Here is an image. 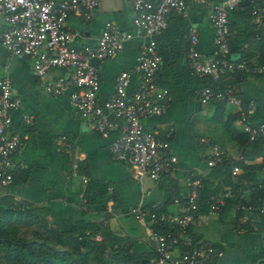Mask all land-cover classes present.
Wrapping results in <instances>:
<instances>
[{"label": "crops", "instance_id": "crops-1", "mask_svg": "<svg viewBox=\"0 0 264 264\" xmlns=\"http://www.w3.org/2000/svg\"><path fill=\"white\" fill-rule=\"evenodd\" d=\"M132 17L129 0H98L88 22L77 17L66 20L76 49L95 47L107 24L130 35L112 57L95 67L99 106L113 93L114 79L120 72L129 74L127 94L136 89L139 78L133 70L135 58L147 40L135 30ZM228 25L234 32L232 55L237 58L246 49L248 68L263 72L234 77L233 87L242 105L254 106L249 117L253 125L264 120V38L253 41L246 10H232ZM188 26L196 30L198 54L208 57L213 32L207 7L196 0L188 2L185 18L168 14L166 29L155 37L161 57L157 83L167 90L170 104L164 114L141 123L145 130L155 133L172 129L164 154L173 163V170L155 181L143 178L138 182L128 166L110 160L106 146L118 136L117 128L100 138L88 122L70 110L66 93L52 98L42 91L41 81L64 76L62 70L52 69L38 79L28 58H14L0 46V80H8L12 95L20 101L7 135H16L21 141L11 156L10 183L0 192V224L4 228L15 229L16 234L19 231L26 240L35 233L75 232L89 236L90 242L107 252L119 246L122 256L130 260L125 264H132L131 258L151 264L154 253L147 240L151 227L145 214L150 210L181 211L172 201L183 200L188 183L198 180L202 185L199 208L189 234L195 242L212 249L209 264H260L264 215L237 214L231 201L218 214H209L206 202L213 194L230 189L234 202L241 196L247 202L264 205V143L262 139L250 141L243 132L239 108L198 101L201 89L215 84L188 71ZM60 136L71 142L69 151L56 150ZM211 144L228 157L215 167L206 165ZM237 157L241 158L238 172L232 176V159ZM135 208L144 215L141 221L134 218ZM178 255L175 250L171 257Z\"/></svg>", "mask_w": 264, "mask_h": 264}, {"label": "built area", "instance_id": "built-area-1", "mask_svg": "<svg viewBox=\"0 0 264 264\" xmlns=\"http://www.w3.org/2000/svg\"><path fill=\"white\" fill-rule=\"evenodd\" d=\"M195 0H129L135 30L146 38L135 58L134 72L138 75L136 89L127 94L129 74L120 72L114 79L113 93L102 106L96 101L99 90L97 70L88 64L94 58L98 62L112 57L121 44L130 38L126 32L107 24L95 47L76 49L72 46L74 34L66 28L69 17L88 22L97 7L98 0H0V46L10 56L28 58L35 77L42 79L52 69H59L64 76L41 81L42 91L52 97L66 93L70 110L88 122L100 138L117 128L118 136L106 146L112 162L128 166L136 181L143 178L155 181L173 170V163L165 156L172 129L160 133L147 131L142 121L160 116L170 104L167 90L157 83V71L161 57L157 51L155 37L167 27L170 13L186 17L188 2ZM208 9V20L212 28L210 55L202 58L197 52V33L193 26L186 30L187 68L197 78H209L215 85L206 86L198 94L201 104L232 105L239 108L238 120L250 141H264V120L251 124L249 117L254 112L251 103L242 105L234 90V75L238 73L260 74L261 70H250L246 49L241 56L232 57L230 42L234 32L228 25V14L240 0L210 2L196 0ZM247 15L252 28L253 41L264 38V6L252 5ZM20 101L10 90L8 80H0V192L10 183L11 156L21 146L16 135H7L11 116L19 108ZM118 121V122H117ZM56 150L67 152L72 145L66 136L58 138ZM206 165L215 167L228 159L224 152L211 144L206 153ZM230 175L238 172L237 162L232 159ZM202 185L198 180L188 183L183 200L174 199L173 204L181 211L160 212L149 215L147 240L154 257L151 264H209L213 251L205 244L195 242L189 228L199 208L198 195ZM231 190L219 191L206 202L209 214H218L225 201L231 199ZM233 210L237 214L264 215V205L247 202L239 196ZM134 218L141 221L144 215L134 209ZM179 252L173 259V251ZM264 264V255L260 259Z\"/></svg>", "mask_w": 264, "mask_h": 264}, {"label": "trees", "instance_id": "trees-1", "mask_svg": "<svg viewBox=\"0 0 264 264\" xmlns=\"http://www.w3.org/2000/svg\"><path fill=\"white\" fill-rule=\"evenodd\" d=\"M206 1L211 2L212 0ZM247 1V6L236 7L235 9L246 10L247 12L252 5L264 6V0ZM240 74H235L234 77ZM261 141L264 143L263 140ZM227 166L229 170L230 166L228 164ZM230 201L233 206L234 200L229 199L225 203ZM157 213H160V211L150 210L145 216L149 220L150 214ZM89 230H94V228L90 227ZM35 234L45 239L44 242H38L36 239L26 240L23 237L20 238L17 236L15 229H6L0 224V249L6 254L7 258L17 257L20 264H125L129 260L128 257L122 256V250L120 251L119 246H117L116 251L107 252L105 249L97 248L93 242L89 241V236L83 234L58 231H48L43 236L38 233ZM54 248H62L63 250L56 251ZM131 263L148 264L147 262H141L138 258H131Z\"/></svg>", "mask_w": 264, "mask_h": 264}, {"label": "rangeland", "instance_id": "rangeland-1", "mask_svg": "<svg viewBox=\"0 0 264 264\" xmlns=\"http://www.w3.org/2000/svg\"><path fill=\"white\" fill-rule=\"evenodd\" d=\"M17 236L22 238L21 237V234L19 233V231H17ZM42 235V234H41ZM25 237V236H24ZM23 237V238H24ZM31 239H36L38 242H44L45 239H42L41 236L38 237V235H33L31 236ZM15 256V255H14ZM19 260L17 259V257H13L12 259L10 258H7L6 254L0 249V264H20L18 263Z\"/></svg>", "mask_w": 264, "mask_h": 264}, {"label": "water", "instance_id": "water-1", "mask_svg": "<svg viewBox=\"0 0 264 264\" xmlns=\"http://www.w3.org/2000/svg\"><path fill=\"white\" fill-rule=\"evenodd\" d=\"M212 1H224V0H212ZM248 5V1L247 0H240L236 3V6L237 7H245ZM232 57L235 59V56L232 55ZM98 61L94 58L90 59L88 64L92 67H96ZM54 250L56 251H62V249L60 248H54ZM144 262V261H143Z\"/></svg>", "mask_w": 264, "mask_h": 264}]
</instances>
